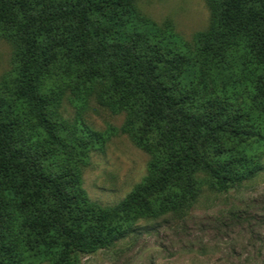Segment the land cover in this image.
<instances>
[{
	"label": "trees",
	"instance_id": "trees-1",
	"mask_svg": "<svg viewBox=\"0 0 264 264\" xmlns=\"http://www.w3.org/2000/svg\"><path fill=\"white\" fill-rule=\"evenodd\" d=\"M205 29L180 38L139 0H0L12 65L0 81V264H79L139 218L186 209L204 184L226 192L262 168L264 0H204ZM68 91L80 106L61 111ZM126 114L149 154L123 200L101 205L82 169L105 137L82 112Z\"/></svg>",
	"mask_w": 264,
	"mask_h": 264
},
{
	"label": "rangeland",
	"instance_id": "rangeland-1",
	"mask_svg": "<svg viewBox=\"0 0 264 264\" xmlns=\"http://www.w3.org/2000/svg\"><path fill=\"white\" fill-rule=\"evenodd\" d=\"M149 19L170 21L182 40L207 27L204 0H139ZM12 46L0 37V81L10 72ZM68 91L61 111L74 119L80 106ZM126 114L91 100L84 121L105 137L103 150L93 149L82 169V187L101 205H114L130 193L147 172L149 154L121 131ZM262 168L226 192L204 184L186 209L139 218L110 247L81 256L79 264H264V146L256 151ZM32 264H52L37 260Z\"/></svg>",
	"mask_w": 264,
	"mask_h": 264
}]
</instances>
